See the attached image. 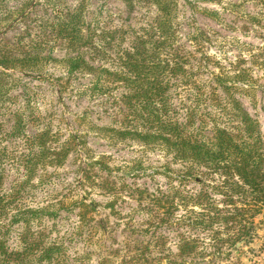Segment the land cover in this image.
Segmentation results:
<instances>
[{
    "label": "trees",
    "instance_id": "obj_1",
    "mask_svg": "<svg viewBox=\"0 0 264 264\" xmlns=\"http://www.w3.org/2000/svg\"><path fill=\"white\" fill-rule=\"evenodd\" d=\"M9 1L0 0V9H8ZM124 1L132 6V0ZM148 1L157 7V20L145 33L135 35L129 49L115 53L116 70L94 66L80 53L64 59L44 55L48 45L44 39L49 36L47 30L53 20L46 21L40 26V35L29 34L22 53L0 57V102L18 101V96L11 95L12 87L8 82L4 83L14 76L8 71L41 75L51 63L63 65L70 76L75 73L90 76L86 88L89 98L111 97L121 90L122 126L98 127L90 122L88 130L112 143L125 145L132 141L151 151L160 150L183 166V179L200 185L196 193L173 188L157 197L137 188L133 191L138 192L137 196L133 198L168 199L166 204L175 202L184 207L185 213L178 220L170 219L165 225L181 230L175 254L182 260L180 264H186L185 259L190 257L204 260L213 257V263L223 262L240 246L254 241V219L264 209V136L259 121L238 97L239 94H253L257 81L250 68L242 67L234 73L213 75L209 83L203 82L197 70L195 72L189 66V58L177 46L175 2ZM247 3H253L264 12V0H238L230 3V8L240 9ZM32 4L30 0L25 8ZM87 10L82 1L73 11L54 19L57 21L52 23L55 38L65 41L76 51L84 46L91 38V33L85 29ZM206 14L218 22L221 20L217 11L207 10ZM247 18L253 26L262 25L264 32V13ZM258 36L264 38L261 31ZM254 51L251 49L250 52L253 64L262 66L264 45ZM21 84L20 88L24 87L20 95L22 104L14 113L10 135L14 139L22 138L27 147L19 154L0 150V264H75L64 242L50 239L43 226L44 219H54L55 213L29 204L28 198L31 199L43 185L47 169L62 166L81 143L74 135L61 142L51 124L38 128L33 136L27 135L26 127L31 120L37 127L42 121L34 113L24 83ZM0 116L3 117L1 112ZM2 127L0 123V129ZM10 162H16L24 174L22 180L7 191L5 164ZM92 166L111 171L104 160L96 161ZM110 184L102 182L108 190H111ZM81 205L94 207L84 202ZM156 206L158 204L153 207ZM151 231L154 233L153 229L135 232L146 235ZM159 237L154 243L138 245L132 257L134 261L147 264L150 258L154 259ZM12 240H15L14 246ZM167 259H171L170 255ZM163 262L158 260L157 264Z\"/></svg>",
    "mask_w": 264,
    "mask_h": 264
},
{
    "label": "rangeland",
    "instance_id": "obj_2",
    "mask_svg": "<svg viewBox=\"0 0 264 264\" xmlns=\"http://www.w3.org/2000/svg\"><path fill=\"white\" fill-rule=\"evenodd\" d=\"M29 1L10 0L8 9H0V57L22 53L29 34L40 35V26L53 20L47 30L48 38H43L48 44L44 55L64 59L80 53L94 66L116 70L115 53L129 49L135 35L150 29L159 14L157 7L148 0H132L131 7L124 0H31L33 4L25 8ZM82 1L88 7L85 29L91 33V38L76 51L65 41L55 38L52 23L59 15L73 11ZM173 1L177 14V46L189 58V66L193 71L197 70L199 79L209 83L213 75L234 73L242 67L252 70L257 81L255 92L248 96L239 94L238 97L259 121L264 136V64L254 65L250 56L251 49L257 51L263 47L264 38L258 36V31L264 32L262 25L253 26L247 18L248 15L264 13L263 10L253 3L232 10L230 3L238 0H222L220 3L209 0ZM207 10L217 11L220 22L209 17ZM21 41H24L23 45ZM262 61L264 58L260 63ZM8 72L14 76L4 83L8 82L12 87L11 95L18 96V101L0 102L3 115L0 116L3 126L0 129L1 151L19 154L27 147L22 138L14 139L10 135L15 122L14 113L22 104L20 95L24 87L20 88L21 82L31 98L34 113L42 121L37 127V123L31 120L26 134L33 136L38 128L51 124L52 131L58 134L61 142L74 135L81 143L62 166L47 169L43 185L31 199L28 198L29 204L55 213L54 219L46 217L43 223L50 239L62 240L75 264H141L132 258L138 245L154 243L160 236L154 250L155 258H150L147 264H157L158 260L164 264H180L182 260L175 254L181 230L165 225L170 219L178 220L185 213L184 207L175 202L168 205V199H134L138 192L133 191L138 188L160 197L173 188L193 194L200 190V185L183 179V166L160 150L151 151L132 141L125 145L112 143L88 130L90 122L98 127L122 126L121 90L111 97L89 98L86 88L90 76L83 73L70 76L63 65L55 63L47 65L41 75ZM101 160L109 164L111 171H101L99 167L92 166ZM5 168V189L8 191L22 180L24 171L16 162L6 163ZM103 181L105 185L111 183V190L102 186ZM81 202L94 207H84ZM155 204H158L156 208L153 207ZM148 208L156 210L147 211ZM156 215L163 220L160 221ZM154 223L155 227H152ZM254 223V241L240 246L227 260L213 263V257L208 260L190 257L185 259V263L264 264V209ZM148 229H153L154 233L151 231L144 235L135 232ZM160 242L161 246L158 245ZM11 244L14 246L15 240Z\"/></svg>",
    "mask_w": 264,
    "mask_h": 264
},
{
    "label": "water",
    "instance_id": "obj_3",
    "mask_svg": "<svg viewBox=\"0 0 264 264\" xmlns=\"http://www.w3.org/2000/svg\"><path fill=\"white\" fill-rule=\"evenodd\" d=\"M11 28V26L10 27H8V29H10Z\"/></svg>",
    "mask_w": 264,
    "mask_h": 264
}]
</instances>
